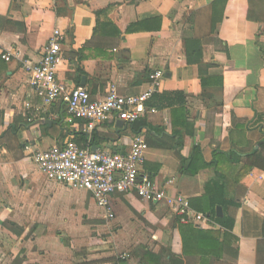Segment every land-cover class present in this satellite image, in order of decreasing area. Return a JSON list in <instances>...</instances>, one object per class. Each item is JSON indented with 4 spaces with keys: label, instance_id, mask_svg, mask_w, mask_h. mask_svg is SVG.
<instances>
[{
    "label": "crops",
    "instance_id": "crops-1",
    "mask_svg": "<svg viewBox=\"0 0 264 264\" xmlns=\"http://www.w3.org/2000/svg\"><path fill=\"white\" fill-rule=\"evenodd\" d=\"M55 30L64 56L56 78L93 100L110 86L142 94L148 75L163 72L148 102L157 114L143 117L151 130L135 134L112 119L97 126L91 149L124 154L140 135L148 146L143 173L209 225L182 224L167 203L133 193L110 198V220L88 193L36 170L32 153L87 135L84 121L66 115L64 97L41 106L22 68L39 62ZM194 41L202 59L188 64L185 44ZM4 54L13 56L6 62ZM196 150L192 169L206 166L190 176L180 159ZM257 156L264 157V0H0V264H264Z\"/></svg>",
    "mask_w": 264,
    "mask_h": 264
},
{
    "label": "built area",
    "instance_id": "built-area-1",
    "mask_svg": "<svg viewBox=\"0 0 264 264\" xmlns=\"http://www.w3.org/2000/svg\"><path fill=\"white\" fill-rule=\"evenodd\" d=\"M62 39V34L55 30L44 45L38 63L22 61V68L29 76L30 85L41 106H49L56 99L64 97L66 115L84 121L87 135L98 125L112 119L129 126L146 113H156L148 102L160 89L162 71L156 70L148 75V89L142 94L120 95L114 86H110L105 97L93 100L85 88L69 86L56 78L57 68L64 60ZM11 56L4 54L2 58L8 62ZM25 107L30 108V105L25 103ZM147 149L140 135L132 139L124 154L108 150L93 151L89 145H79L73 136L68 135L61 145L34 152L30 159L48 181L88 193L99 207L106 209L110 220L114 217L109 210L110 198L115 194L133 193L144 203H167L182 224L193 223L198 228L209 225V217L192 211L181 195L167 196L143 173ZM170 184L172 181L167 185Z\"/></svg>",
    "mask_w": 264,
    "mask_h": 264
},
{
    "label": "trees",
    "instance_id": "trees-1",
    "mask_svg": "<svg viewBox=\"0 0 264 264\" xmlns=\"http://www.w3.org/2000/svg\"><path fill=\"white\" fill-rule=\"evenodd\" d=\"M16 2H17V0H16ZM14 4H15V2H14ZM248 18L253 19V17L251 16V12H249ZM185 45H186V52H187V63L188 64H199L200 60L202 59V44H201V42L200 41H194V42L186 43ZM152 98H151V100H152ZM146 114H152V115L157 114V110H156V113H146ZM143 117L141 119H139L138 121L129 125V127L131 128V130L135 134H139L140 130H142V129L151 130L150 126L145 122L146 118H143ZM97 129H98V127H95L92 130L91 134H89V135H86V134L80 135L79 136L80 140L78 141V144H81L82 146L89 145L90 147L95 146V142H96V138H97L96 137ZM256 153L257 152L252 151L250 156H255ZM257 159L261 161V163L263 164V168H264V157L260 156V158L258 157ZM200 160H201V153L199 152V150H196V154H194L192 157H190L189 160L180 159V162L183 164L182 169L185 167V170L188 173V175L194 176L200 170L201 167L204 168L206 166L203 163L204 165H202V166L200 165L199 168H195V170H193L192 169L193 164L197 161H200ZM185 170H182V171L185 172ZM216 188H217V190H221V188H218V187H216ZM229 204L234 205L232 203H229ZM210 215L212 216L211 213H210ZM191 232L194 233V234H192V236H194V237L197 236V237H199V239H202V237L213 238L210 235H208V233H203L202 231H199L198 229H195V228H191ZM263 234H264V225H263ZM17 259H18V261L16 262V264H20L21 259H19V258H17Z\"/></svg>",
    "mask_w": 264,
    "mask_h": 264
},
{
    "label": "water",
    "instance_id": "water-1",
    "mask_svg": "<svg viewBox=\"0 0 264 264\" xmlns=\"http://www.w3.org/2000/svg\"><path fill=\"white\" fill-rule=\"evenodd\" d=\"M83 80V79H82ZM119 124H122V122H119ZM93 151H95V149H93ZM220 212H221V209L218 207L217 209H216V215L217 216H220Z\"/></svg>",
    "mask_w": 264,
    "mask_h": 264
}]
</instances>
